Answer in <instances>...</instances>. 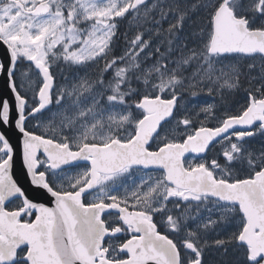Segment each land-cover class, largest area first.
Wrapping results in <instances>:
<instances>
[{"label": "snow or ice", "instance_id": "obj_1", "mask_svg": "<svg viewBox=\"0 0 264 264\" xmlns=\"http://www.w3.org/2000/svg\"><path fill=\"white\" fill-rule=\"evenodd\" d=\"M257 63L264 0H0V264H264Z\"/></svg>", "mask_w": 264, "mask_h": 264}, {"label": "rangeland", "instance_id": "obj_2", "mask_svg": "<svg viewBox=\"0 0 264 264\" xmlns=\"http://www.w3.org/2000/svg\"><path fill=\"white\" fill-rule=\"evenodd\" d=\"M200 13H194L193 14V19H196L197 16ZM150 26V25H148ZM121 31H124V29H126L128 27V21H125L121 24ZM164 28H167V23L164 24ZM135 29H133L132 32H129V35H133L134 34ZM147 39V36L145 37ZM161 38H157L154 37L153 38V44L157 43L158 40ZM123 47V45H122ZM162 50V49H161ZM245 65L248 63V61L244 62ZM19 67L21 68H26L27 64H22ZM61 68L64 71V75H70L72 72L75 71V69L73 68H67L64 65L61 66ZM55 71H57L59 73V70L56 69ZM244 72L246 74V76H250V77H255L256 80L253 82L252 86L258 85L260 84L262 81L260 80L261 76H264V69L261 68V66L259 65V63H257V66L252 68V69H247V67L244 68ZM36 79L34 74H29V76L27 78H25L24 80V84L25 86L28 85L30 80H34ZM57 82L58 83H62L63 81L60 79L59 74L57 77ZM242 82H243V87L237 91L235 94L231 95V107L234 109H238L240 105H243L245 103V99H246V89L250 86L248 83V80L245 78H242ZM225 95H228V93H225ZM193 103H203V102H207V103H213V102H218L219 101V96L218 95H213V96H208L205 93H201L200 97L198 99L194 98L193 99ZM53 111H55V108H53ZM201 119H203V116H201ZM211 126V125H210ZM179 131H183V129H179ZM264 147V146H263ZM254 150H256L257 152L261 149L260 147H258V143H255V147L253 148ZM216 238H223V236L221 237H216ZM205 259L207 261V263L209 264H229L230 261H234L236 259L235 254L233 253L232 249L229 248L228 252L225 253L224 249H216V248H211L209 249L206 253H205Z\"/></svg>", "mask_w": 264, "mask_h": 264}, {"label": "water", "instance_id": "obj_3", "mask_svg": "<svg viewBox=\"0 0 264 264\" xmlns=\"http://www.w3.org/2000/svg\"><path fill=\"white\" fill-rule=\"evenodd\" d=\"M5 78L0 75V90H5ZM9 94H10V90ZM9 136L11 137V142L15 146L17 143V132L15 130L9 131ZM194 155V154H186ZM13 178L17 179L18 183L26 190V194L30 199H33L37 203H45L51 206V197L45 192V190L32 185L31 178L27 175V170L23 165L22 156L17 154L14 156V164L12 169Z\"/></svg>", "mask_w": 264, "mask_h": 264}, {"label": "flooded vegetation", "instance_id": "obj_4", "mask_svg": "<svg viewBox=\"0 0 264 264\" xmlns=\"http://www.w3.org/2000/svg\"><path fill=\"white\" fill-rule=\"evenodd\" d=\"M248 142H249V145L254 148L255 147V143L257 142L258 143V147L260 148H264V135H256L254 137H251V138H248ZM214 155V153H209L208 155V159H211L212 156ZM187 158L189 160H192L194 158V155H188ZM198 162V161H197ZM223 163V161H221ZM17 204H19V201L16 200V201H13L11 204H9V207H15ZM206 260V259H205ZM209 264V263H207Z\"/></svg>", "mask_w": 264, "mask_h": 264}, {"label": "trees", "instance_id": "obj_5", "mask_svg": "<svg viewBox=\"0 0 264 264\" xmlns=\"http://www.w3.org/2000/svg\"><path fill=\"white\" fill-rule=\"evenodd\" d=\"M190 2H191V3H196L197 0H190ZM121 29H122V27H121ZM120 43H121V47H122V45H123V43H124L122 38H121ZM162 51H163V48H162ZM62 65H63V64H61V66H62ZM61 66H60V67H61ZM193 99H194V98H193ZM193 101H194V100H193ZM193 101H192V102H193ZM30 127H31V125H30Z\"/></svg>", "mask_w": 264, "mask_h": 264}]
</instances>
